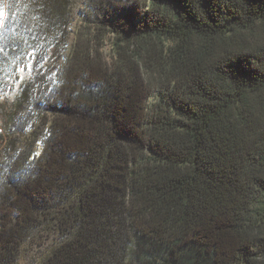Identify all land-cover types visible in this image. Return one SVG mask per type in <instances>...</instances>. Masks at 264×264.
I'll use <instances>...</instances> for the list:
<instances>
[{
	"label": "trees",
	"instance_id": "16d2710c",
	"mask_svg": "<svg viewBox=\"0 0 264 264\" xmlns=\"http://www.w3.org/2000/svg\"><path fill=\"white\" fill-rule=\"evenodd\" d=\"M35 233L264 264V0H0V264Z\"/></svg>",
	"mask_w": 264,
	"mask_h": 264
},
{
	"label": "rangeland",
	"instance_id": "374dc122",
	"mask_svg": "<svg viewBox=\"0 0 264 264\" xmlns=\"http://www.w3.org/2000/svg\"><path fill=\"white\" fill-rule=\"evenodd\" d=\"M78 10L79 7L75 9V13ZM78 23V20H75L73 29L77 27ZM105 50H108V48H105ZM51 243V238L41 237L39 233L33 234L30 240L22 247L17 264H38L49 252Z\"/></svg>",
	"mask_w": 264,
	"mask_h": 264
}]
</instances>
